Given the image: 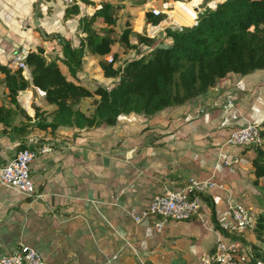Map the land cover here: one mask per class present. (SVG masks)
<instances>
[{"label": "crops", "instance_id": "crops-1", "mask_svg": "<svg viewBox=\"0 0 264 264\" xmlns=\"http://www.w3.org/2000/svg\"><path fill=\"white\" fill-rule=\"evenodd\" d=\"M150 6L159 7L149 4L139 8L133 26L135 33L149 39L163 37L167 28L165 23L166 26L161 23L156 27L152 35H149L152 27L145 26V12ZM185 7L174 9L172 20L176 24H183L181 12ZM64 10L59 0H0V107L15 108L10 103L2 73L14 55L24 58L30 52L41 50L49 61L59 53L56 38L68 33V22L62 21ZM80 11L83 13L84 9ZM177 11L181 13L179 17ZM118 15L121 20L123 13ZM120 28L122 30V20ZM97 62L98 58H85L82 65L84 76L89 77L93 73L100 76ZM24 77L28 78V75ZM103 81L100 78L98 82ZM236 85L230 81H220L204 96L188 103H193L201 115L198 130L190 131L188 141L204 135L198 139V142H202L212 133L217 142L211 144L210 149H224L227 132L218 130L222 120L221 106L229 96L233 97L236 107L237 100L243 102L247 98L246 91L238 90L235 98L232 89ZM36 98L34 92L27 89L18 94L17 102L29 115H33L34 105L40 106ZM45 107L47 112L53 110L52 106ZM180 113V117L188 114L187 110ZM240 114V125L264 121L261 113L253 118L242 112ZM170 118L173 121V114ZM151 119L160 124L162 115ZM14 122L13 125L18 126ZM142 126L141 132L150 133L152 140L147 145L140 144L138 140L121 150L119 156H114L110 144L101 140L102 135L110 133V129L118 132L116 126L94 128L75 138L70 137L69 131H59L54 136L31 134L41 137L45 143L56 144L49 152L37 151L29 167L34 188L46 197L37 201L23 199L16 192L0 186V256L25 245L36 248L45 264H197L201 256L211 253L221 239L214 229V222L227 226L230 222V217L218 221L213 211L214 203L209 191L218 190L215 184L214 188L200 187L198 190L207 195L205 200L201 199L202 207H207L206 213L202 208L189 221L168 222L161 233L154 230V220L144 215V209L149 197L161 194L167 188L172 189L175 180L212 182L217 172L210 166L207 170L202 165L191 169L189 164H184V156L190 153L188 144L180 151L173 144L163 148L162 162L153 161L155 146L152 144L161 137L162 131L158 129L159 126ZM221 132L222 136L217 135ZM19 144V138L0 134V167L13 159ZM126 153H130V161L125 158ZM235 157L240 161L243 155ZM112 163L117 172L121 171L119 175L113 173L116 177L110 173ZM245 166L249 167V163L238 164L236 171L247 175L255 188L261 187L264 181L259 180L254 184L250 167L247 169ZM258 196L252 197L250 206L256 215H259V211L253 208V204H256ZM130 211L140 218L138 223L130 217ZM244 238L248 244L256 243L252 232L245 233ZM229 245H235L237 254L242 256L240 246L233 242Z\"/></svg>", "mask_w": 264, "mask_h": 264}, {"label": "trees", "instance_id": "trees-1", "mask_svg": "<svg viewBox=\"0 0 264 264\" xmlns=\"http://www.w3.org/2000/svg\"><path fill=\"white\" fill-rule=\"evenodd\" d=\"M151 1L80 0V5L65 8L62 21L75 22L76 28L72 36L56 38L59 53L49 61L41 50L28 53L24 57L28 78L21 71L2 70L10 103L23 114V122L14 126L12 109L1 106L0 134L22 141L35 133L54 136L59 131H69L75 138L94 128L115 127L124 116L151 119L172 115L228 75L245 77L264 71V0H219L212 8L207 6L199 12L193 26L167 28L163 37L149 39L134 33L133 26L139 8ZM163 1L161 4L167 3ZM187 5L193 8L199 1ZM120 12L121 34L116 29ZM180 14L176 12L178 17ZM166 18L165 14L154 16L147 10L145 26L158 27ZM156 30L151 29L149 34ZM88 56L98 58V73L105 82L91 89L82 82V65ZM108 56L111 63L105 61ZM27 89L42 97L44 105L53 110L43 111L34 105L35 112L29 115L17 102L18 94ZM83 103L89 107L81 108ZM220 131L228 136V131ZM261 132L264 134V121ZM239 149L252 152L247 163L254 184L264 181V148ZM174 182L176 190L188 185V181L179 179ZM196 194L202 200L207 198L205 193ZM214 229L220 237L240 246L242 256L238 257H242V263L264 264L263 217L255 218V244L246 242L245 233L232 232L216 222Z\"/></svg>", "mask_w": 264, "mask_h": 264}, {"label": "rangeland", "instance_id": "rangeland-1", "mask_svg": "<svg viewBox=\"0 0 264 264\" xmlns=\"http://www.w3.org/2000/svg\"><path fill=\"white\" fill-rule=\"evenodd\" d=\"M153 1L155 2L153 3V5H157L160 7L162 0ZM193 1L194 0H164L163 2H167V4L173 5V7L172 9L167 10V14L165 13L167 18L162 23H165L167 26H163H166L167 28L183 27L179 26L181 25V23H179V25H175L176 23L174 24L171 19L174 8L179 6H187L183 9L184 11L182 10L181 12L183 14V19H181L183 23L182 25H190L194 21L195 17H193L192 13V11L194 10L188 9L187 3H191ZM198 1L199 4L207 1V6L211 7L214 6L213 4L219 0ZM176 4L182 5L176 6ZM194 8L195 7H193L192 9ZM75 28V22H68V34L66 36H72L75 32ZM135 31V27H133V32L135 33ZM143 33L146 34V31H143ZM124 59H126V55L124 57H121V61L123 62ZM100 78L101 76H96V74L93 73L89 77H86L85 75L82 82L91 89L95 84L105 83H99L98 81H100ZM112 81L113 80H111V84ZM221 81H223L224 83H226L227 81L237 83L236 86L238 88L234 87V89H232V92H235V98H237V90L247 92V98L245 101L240 102L236 99L237 108L240 112H242V114H248L252 118L255 117L257 113H261L264 115V71H257L256 73L245 77L232 74L226 76ZM38 98L39 99L36 98V100H38L41 109H43V111H46L44 110L46 109V107L42 102L43 98ZM88 107V103H83L81 105V108L83 109H86ZM181 110H187L188 114L185 113L180 117V115L182 114L180 113ZM181 110L173 113V121H171L172 119L170 118L171 113L163 114L162 119L160 120V124H156L155 120L147 119L143 116H124L118 121L116 125V131L118 132H113L112 129H110V133L102 135L101 140L110 144V149H112V153L114 154V156H119L121 154V150H123L124 148H129L130 144H135L138 142V140L141 141L140 144L142 145H147V143L152 140V138L149 136L150 133L141 132L143 128L142 125L148 124L151 128L153 126H159L158 129L162 131L160 135L162 138L160 137L154 144H152L153 146H155L153 161L157 163L162 162L163 148H167L173 144L174 146H176L177 150L180 151L182 148H184L185 145L187 146L188 144V150L190 151V153L184 156V160L182 161L184 164H189L191 169H194V167L196 168L198 165H202V167L207 170L208 166H210L213 171L215 170L217 172V176L212 179V183L217 186L218 190H211L209 191V193L212 196V201L214 203L213 211H215L218 221L229 219V202L239 203L250 209L251 202H253L252 197L257 196V194L259 196L257 198L256 204H253V208H255L256 211H259V215H262L261 217L264 218V184H261V187L255 188L250 183V178H248L247 175H243L241 174L242 172L236 171L238 163L240 162V165L246 164L250 160L252 152L247 150L243 151L239 148L224 147L223 152L229 156L230 161H233L234 159L236 160L237 158L235 156H239L241 154L243 155L240 161L238 160L236 164H232L228 167L224 166V164L222 162H219L217 159V153L219 152V150L210 149L211 144L214 145L217 142L215 134L211 133L207 135V138L202 142H198V139L202 138L204 135H201L202 137L197 136L196 138H190V141H188V135L190 134V131H195L199 128V116L201 115H199L198 109L194 107L193 103H190ZM32 112H35L34 108H32ZM188 115H190V117ZM183 117H185V120L183 119ZM12 120H15L14 124L17 125H19L20 121L23 120V114L20 113V110L18 108H12ZM139 135L141 136L139 137ZM217 135L222 136V132ZM245 167L249 169L248 166ZM114 172L115 175L121 174V171H116L115 165L114 163H112L110 165V173L111 176L116 177L113 174ZM217 184L223 185L224 187L220 188V186H218ZM202 208L206 213V205H203ZM205 219L207 220V216H205ZM221 225L223 227L227 226L224 223H221ZM219 241L224 245L229 246L230 241L228 238L221 237ZM237 246L239 245L237 244Z\"/></svg>", "mask_w": 264, "mask_h": 264}, {"label": "built area", "instance_id": "built-area-1", "mask_svg": "<svg viewBox=\"0 0 264 264\" xmlns=\"http://www.w3.org/2000/svg\"><path fill=\"white\" fill-rule=\"evenodd\" d=\"M63 8L80 5V0H59ZM151 1L147 5H153ZM171 4H161L160 7L150 6L148 10L152 15L167 14V10L172 9ZM81 10L82 7H79ZM165 14V15H166ZM156 29V27L151 28ZM107 63L112 62L110 56L105 58ZM7 69L11 72L21 71L22 75H28V68L24 58L14 55L7 64ZM29 77V75H28ZM222 120L218 130L228 131V136L223 143V147L246 148L251 146L264 148V134L261 132V123L242 121V116L236 107L233 97H227L221 106ZM21 148H18L13 159L3 167H0V186L16 192L23 199L42 200L46 196L37 192L30 178L29 167L37 151L49 152L56 147L54 143H45L41 137L28 135L20 141ZM125 158L130 161V153H126ZM219 162L228 167L236 164L237 159L230 161L229 156L220 149L217 155ZM232 171V169H231ZM200 187L214 188L211 180L197 183L190 179L188 185L183 189L167 188L163 193L153 195L145 203L144 215L153 218V228L157 233H161L168 222L189 221L198 215L202 209L201 199L197 196ZM230 222L228 229L232 232L244 234L252 232L255 228V212L239 203L228 204ZM134 222L138 223L140 218L133 211L129 212ZM249 252V249L246 250ZM0 264H45L36 248L21 245L16 251L5 253L0 256ZM143 264V263H140ZM197 264H244L242 257H238L236 246H226L219 240L215 244L211 253L201 256ZM255 264H263L256 262Z\"/></svg>", "mask_w": 264, "mask_h": 264}, {"label": "water", "instance_id": "water-1", "mask_svg": "<svg viewBox=\"0 0 264 264\" xmlns=\"http://www.w3.org/2000/svg\"><path fill=\"white\" fill-rule=\"evenodd\" d=\"M207 5H208V2H207V1H204L200 6L194 8L193 10L195 11L196 14H198L199 12L205 10L206 7H207ZM120 24H121V20L118 19V20L116 21V29H117V31H118L119 34L122 33V32H121V28H120Z\"/></svg>", "mask_w": 264, "mask_h": 264}, {"label": "bare ground", "instance_id": "bare-ground-1", "mask_svg": "<svg viewBox=\"0 0 264 264\" xmlns=\"http://www.w3.org/2000/svg\"><path fill=\"white\" fill-rule=\"evenodd\" d=\"M201 4H199L198 6H200ZM198 6H196V7H198ZM195 7V8H196ZM212 7V6H211ZM175 9V8H174ZM191 10H193V9H191ZM174 12V11H173ZM192 13H193V17H195V19H196V17H197V14L195 13V11H192ZM171 19H172V17H171ZM195 19H194V21L191 23V25H194V23H195ZM173 21V20H172ZM173 23L175 24V21H173ZM175 25H179V24H175ZM179 26H183V27H186V26H184V25H179ZM150 33V32H149ZM150 35V34H149Z\"/></svg>", "mask_w": 264, "mask_h": 264}]
</instances>
